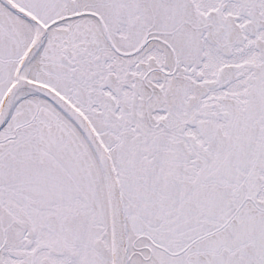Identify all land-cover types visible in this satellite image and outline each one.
Wrapping results in <instances>:
<instances>
[{
    "label": "snow or ice",
    "instance_id": "obj_1",
    "mask_svg": "<svg viewBox=\"0 0 264 264\" xmlns=\"http://www.w3.org/2000/svg\"><path fill=\"white\" fill-rule=\"evenodd\" d=\"M0 264H264V0H0Z\"/></svg>",
    "mask_w": 264,
    "mask_h": 264
}]
</instances>
